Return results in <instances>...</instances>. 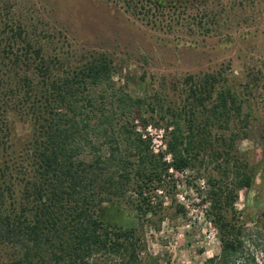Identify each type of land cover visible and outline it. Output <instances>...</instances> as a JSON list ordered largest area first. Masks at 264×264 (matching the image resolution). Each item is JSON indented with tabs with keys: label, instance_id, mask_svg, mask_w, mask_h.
Here are the masks:
<instances>
[{
	"label": "trees",
	"instance_id": "trees-1",
	"mask_svg": "<svg viewBox=\"0 0 264 264\" xmlns=\"http://www.w3.org/2000/svg\"><path fill=\"white\" fill-rule=\"evenodd\" d=\"M124 1L155 22L185 21L195 11L203 33L221 26L211 0ZM116 73L109 54H78L48 28L32 39L22 26L0 37V264H88L100 253L143 263L138 225L157 213L152 197L170 167L135 132L131 116L144 105L172 127L175 170L195 169L204 154L219 161L207 179L205 216L221 250L204 264H263L264 235L235 207L264 169V147L257 161L238 146L249 135L250 101L223 70L187 77L180 104L134 97L116 88Z\"/></svg>",
	"mask_w": 264,
	"mask_h": 264
},
{
	"label": "rangeland",
	"instance_id": "rangeland-1",
	"mask_svg": "<svg viewBox=\"0 0 264 264\" xmlns=\"http://www.w3.org/2000/svg\"><path fill=\"white\" fill-rule=\"evenodd\" d=\"M211 7L223 12L221 26L205 34L192 19L195 11L189 12L188 20L167 25L133 11L124 0H0V37L6 39L12 28L22 26L32 39L48 28L65 38L78 54L105 52L117 65L116 88L150 101L157 96L166 103L180 104L187 96V77L223 70L229 84L236 86L252 107L249 135L239 142L240 152L260 161L264 147V0H211ZM249 83L252 90L244 88ZM131 120L139 135L138 128L146 132L148 125L164 128L168 141L172 127L159 121L147 105L134 108ZM239 128L244 125L239 123ZM145 141L150 145L149 139ZM167 154L165 151L164 157ZM203 156V163L198 162L195 169L182 171L174 169L173 158L170 163L164 160L174 171L168 172L163 187L152 197L157 213L148 214L138 225L137 256L142 264L149 258L160 264H204L220 253L217 230L202 214L209 204L205 202L210 191L207 179L218 175L219 161L209 154ZM201 179L206 181L205 190L200 188ZM179 193L185 202L179 200ZM129 196L136 198L134 193ZM235 207L248 229H258L264 235V169L251 189L239 192ZM122 261L120 256L100 253L88 264Z\"/></svg>",
	"mask_w": 264,
	"mask_h": 264
},
{
	"label": "built area",
	"instance_id": "built-area-1",
	"mask_svg": "<svg viewBox=\"0 0 264 264\" xmlns=\"http://www.w3.org/2000/svg\"><path fill=\"white\" fill-rule=\"evenodd\" d=\"M138 131L141 132L142 139L150 140V148L154 154L156 155L160 153L163 154L165 151H167V142L165 141V129L164 128H157V127H152V125H148L145 128L146 132H142L140 128H138ZM164 160L170 163L172 161V154L168 153L167 156L164 157ZM173 171H174L173 167H170L169 172L172 173ZM200 188L202 190H205L207 188V184L204 179H201L200 181ZM177 197L179 198L181 202L186 201V198L182 193H179ZM204 213L205 212L202 211V214Z\"/></svg>",
	"mask_w": 264,
	"mask_h": 264
}]
</instances>
